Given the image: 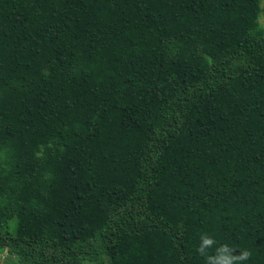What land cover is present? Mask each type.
Instances as JSON below:
<instances>
[{"label": "trees", "instance_id": "obj_1", "mask_svg": "<svg viewBox=\"0 0 264 264\" xmlns=\"http://www.w3.org/2000/svg\"><path fill=\"white\" fill-rule=\"evenodd\" d=\"M259 10L0 0L8 264H264Z\"/></svg>", "mask_w": 264, "mask_h": 264}, {"label": "clouds", "instance_id": "obj_2", "mask_svg": "<svg viewBox=\"0 0 264 264\" xmlns=\"http://www.w3.org/2000/svg\"><path fill=\"white\" fill-rule=\"evenodd\" d=\"M213 243L214 241L211 238L202 237L201 253L203 254L205 249L211 247ZM229 252L230 250L226 246L224 249L218 250L215 258L208 257L209 264H236L237 261L247 260L251 256V253L247 250L242 251L237 257H232L228 254Z\"/></svg>", "mask_w": 264, "mask_h": 264}, {"label": "rangeland", "instance_id": "obj_3", "mask_svg": "<svg viewBox=\"0 0 264 264\" xmlns=\"http://www.w3.org/2000/svg\"><path fill=\"white\" fill-rule=\"evenodd\" d=\"M259 13L257 17V22L259 25L264 27V0H259ZM12 257L7 253L6 250L2 249L0 251V264H8L11 262Z\"/></svg>", "mask_w": 264, "mask_h": 264}]
</instances>
